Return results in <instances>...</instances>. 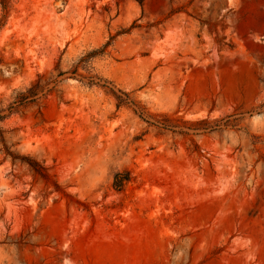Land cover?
<instances>
[{
  "label": "rangeland",
  "instance_id": "1",
  "mask_svg": "<svg viewBox=\"0 0 264 264\" xmlns=\"http://www.w3.org/2000/svg\"><path fill=\"white\" fill-rule=\"evenodd\" d=\"M0 116V264H264V0H0Z\"/></svg>",
  "mask_w": 264,
  "mask_h": 264
},
{
  "label": "trees",
  "instance_id": "2",
  "mask_svg": "<svg viewBox=\"0 0 264 264\" xmlns=\"http://www.w3.org/2000/svg\"><path fill=\"white\" fill-rule=\"evenodd\" d=\"M138 3L142 5V1H138ZM1 5L4 10L7 9L8 0H1ZM97 53H99V51L92 52L80 58L77 64L73 66V68L70 70V73L72 75H77L80 66L84 62H86L88 59L93 58L94 55H96ZM62 75L64 74L59 73L58 76H62ZM42 78H43L42 76H38L36 81L30 87H28L22 92H18L14 99L13 105L16 106V105H23L28 102H32V103L36 102L39 99V96L43 94V91H44L45 85L42 83ZM83 78L87 80L88 86L98 87L102 89L107 95L114 98V100L117 103L118 108L122 106L127 107L136 115L138 114L136 108L142 109V110L146 109L144 108V106L142 107V105L139 102L131 100L129 93H126L120 90L116 91L114 87L109 86L111 85V83H109L107 80L103 79L102 77L98 75H89ZM130 105L133 106V108ZM138 115L149 126L157 128V129H162V130L167 129V130L173 131L172 129L176 127H183L182 125H184V127H187L188 130H198V128L196 127L202 124V122H195V123L187 124L186 122H179L177 120H169L166 118L160 120V119H157L155 116L151 115V117L155 119V123H152V122H148L144 120L141 114H138ZM4 119H5V116H0V122L3 121ZM180 133L186 136H190L186 132H180ZM3 134L4 132L2 128L0 127V141L4 145L5 155L8 158H10L13 163L20 162L22 164H25L29 166L34 171V173L39 175L42 179L49 181L50 176L47 172V169L43 167L39 162H37L33 157L29 155H20L16 152L11 151V149L6 146V141H5ZM131 180H132V176L129 171L127 170L118 171L113 175L111 187L113 190L117 192H121L124 190L126 185L131 182Z\"/></svg>",
  "mask_w": 264,
  "mask_h": 264
}]
</instances>
